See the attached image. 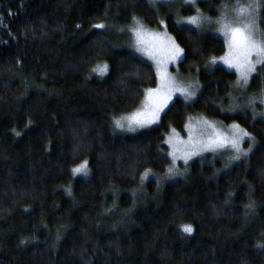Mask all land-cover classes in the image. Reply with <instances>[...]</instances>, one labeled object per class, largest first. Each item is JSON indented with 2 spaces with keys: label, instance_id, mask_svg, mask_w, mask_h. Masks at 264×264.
I'll return each instance as SVG.
<instances>
[{
  "label": "trees",
  "instance_id": "trees-1",
  "mask_svg": "<svg viewBox=\"0 0 264 264\" xmlns=\"http://www.w3.org/2000/svg\"><path fill=\"white\" fill-rule=\"evenodd\" d=\"M197 5L214 15L218 0ZM164 11L148 0H0V264H264V118L226 111L233 71L200 72L197 97H175L147 130L112 126L156 73L92 25L137 16L154 27ZM164 15L181 72L225 51L222 37ZM104 63L103 77L91 71ZM194 114L235 122L251 152L232 165L207 153L181 179L143 182L145 170L165 171V135ZM85 161L88 174L74 177Z\"/></svg>",
  "mask_w": 264,
  "mask_h": 264
},
{
  "label": "snow or ice",
  "instance_id": "snow-or-ice-1",
  "mask_svg": "<svg viewBox=\"0 0 264 264\" xmlns=\"http://www.w3.org/2000/svg\"><path fill=\"white\" fill-rule=\"evenodd\" d=\"M152 2V0H150ZM188 4H195L196 0H186ZM229 6L225 5V13L220 24L221 34L226 37L228 53L221 58V62L228 69H234L238 75V84L247 85L252 73L256 71L257 65L264 67V32L260 31L257 26V18L261 12H264V0H236L228 11ZM135 21V18H134ZM200 15L188 17L186 20H177V24H188L195 28H200L203 23ZM2 24V20H0ZM79 27V25L77 26ZM97 29H104L106 25L96 24ZM132 33L135 37L136 51L147 56L155 63V73L157 79V87L145 89L143 92L144 99L141 106L135 112L121 117L114 121V127L120 130L135 132L139 129L148 128L159 122L161 113L169 106L173 96L177 93L182 96L185 102L191 100L199 89L197 84H182L172 77L168 72L165 62L157 59L159 51H165L167 55V63L181 61L184 57V49H182L175 41L166 34L148 33L139 22L134 23ZM211 63L216 64L213 59ZM93 73L103 77L109 71L107 63L97 65L91 70ZM264 102V101H262ZM254 103V101H253ZM264 115V114H262ZM203 127L197 129L199 139L192 140L190 147L183 153V159L187 163L188 159L193 155H198L200 151H215L219 148H228L234 153L232 160H239L241 156H247L251 152L244 151L241 144L245 139H253L250 134L239 125H232L230 134L225 135L215 129V126L208 121L202 122ZM186 127H188L186 125ZM175 133V129H173ZM19 136L20 133L16 132ZM173 144L172 139L168 141ZM178 143H183L182 141ZM176 159L175 151L169 153ZM88 162L72 168L73 176L79 174L87 175ZM170 173L173 169L168 170ZM148 173L145 174L147 176ZM144 177H142L143 179ZM182 233L191 235L194 231L191 225H183L180 229ZM23 243V241H22ZM264 248V244L258 245Z\"/></svg>",
  "mask_w": 264,
  "mask_h": 264
},
{
  "label": "rangeland",
  "instance_id": "rangeland-1",
  "mask_svg": "<svg viewBox=\"0 0 264 264\" xmlns=\"http://www.w3.org/2000/svg\"><path fill=\"white\" fill-rule=\"evenodd\" d=\"M148 1L150 2V0H148ZM198 1L199 0H196V3L194 5L186 3V0H152V2H150L153 5H159V4L164 5V7H165L164 12H169L173 16L176 23H177V20L184 21L188 17L200 15L204 21L200 28H195L191 25L183 24V23H181L179 25H184V26H189V27L195 28L196 30H198L202 34L218 35V36L222 37L223 40L225 41V51L224 52L217 54V55H211L202 66H200L197 70H195L194 72H191V73L190 72L186 73L183 71L181 72V70L179 69V66H178L179 61L174 62V63H167V55H166L165 51H159L158 52L157 59L165 62V66L167 67L168 72L170 73V75L172 77H175L179 83L199 85V89L196 92L195 96L187 102L193 101L197 97V95L199 94V92L203 86V83L201 82V80L199 78L200 72L209 71L218 65H221V66L227 68L226 65H224L221 62V58L224 57L228 53V47L226 44V37L221 34L220 24L223 22L222 17L224 16V13H225V5L229 6L228 11L230 13L231 7L236 3V0H218V5H217V8L215 9L216 10L215 14L210 15L205 10H203L201 7H199L197 5ZM242 2L246 3L247 0H242ZM185 6L193 7L194 11L191 13H183L182 8ZM164 12H162L163 14H159L156 26H154V27L146 25L141 20L140 17L134 16V17H132L131 21L126 23V24L113 25V24H108V23L101 21V22L94 23L92 25V28H95L94 25H96V24L106 25V27L104 29H99V30L109 31L110 40L116 49H126L128 51H131V52L137 54L138 56H140L144 60L150 62L155 69V63L153 60L149 59L147 56L142 55L141 53L136 51V42H135V37L132 33V28L134 27L135 22H139V24H141L143 26V28L145 29L146 32L158 33L161 35L166 34L168 37H171L175 41L176 44H178L176 42V40L174 39V37L170 33H168L167 30L165 29L166 17L164 15ZM134 18H135V21H134ZM257 26H258V29L260 31L264 32V21L261 17V13L259 14V16L257 18ZM95 29H97V28H95ZM213 59L216 60V64H214V65L211 63V61ZM99 65H103V64H99ZM228 70H231L235 73V78H234L232 85L230 87V90L227 94L228 105H227L226 111H228L229 113L249 112L254 118H264V115H262V114H264V102H262V101H264V67L257 65L256 71L254 73H252V76L249 78L247 85L238 84L239 77L236 74L235 70L234 69H228ZM256 74H259V81L256 85L253 84L252 86H250L251 79ZM155 87H157V81H156V84L154 86L149 87V88H155ZM175 97H180V98L184 99L178 93L173 96V99ZM143 99H144V96L142 97L141 102L143 101ZM253 101H254V103H253ZM141 102L133 110H131L129 112H122L121 115H118L116 118H114L111 122L112 126L114 127V121L115 120H118L121 117L127 116V115L135 112L136 110H138L141 106ZM170 102H169V104H170ZM203 121H208L209 123H211L212 125L215 126V129L217 131H219L225 135L230 134L231 126L236 124L235 122H230L229 124H227L221 120L210 119V118H207L203 114H194V115L189 116V118H188V120L184 126V132L183 133L179 132L176 129H175V133H173V128H172L165 135L164 143L167 145V156L169 158V164L164 171L165 173L153 171L151 169H147L141 175V179H142V177H144L142 179V181L147 182L149 180H153L158 186H162L163 184H165L169 181L181 179L187 174V171L190 169L192 161H194L195 159L200 158V157L202 158L207 153H211L215 156L216 155L217 156H223V158L225 159V162L227 164H231L230 162L235 163V162L239 161L240 159L239 160H232L231 157L234 155V153L231 151V149L219 148L215 151H211V150L200 151L198 155L191 156V158L188 159L187 163H185V161L183 159V153L187 148L190 147V143L192 140L199 139L197 129L199 127H203V124H202ZM156 124H153L148 128L139 129L135 132L120 130V129H116L115 127H114V129L116 130V133L119 135L129 136V135H134V134H137L141 131L147 130V129L155 126ZM186 125L188 127H186ZM170 138L172 139L173 144L168 143ZM180 141H182L183 143H178ZM243 144L244 143L241 144V148H242ZM174 151L176 154L175 161H173V157L171 155H169V153L174 152ZM244 151H248V148L244 149ZM83 163L84 162L79 163L78 165H76V167L83 164ZM170 168L173 169L172 173H170L168 171ZM87 172H88V167H87ZM146 173H148L147 176H145ZM163 173L165 174V176H163ZM79 176H83V174H79Z\"/></svg>",
  "mask_w": 264,
  "mask_h": 264
},
{
  "label": "bare ground",
  "instance_id": "bare-ground-1",
  "mask_svg": "<svg viewBox=\"0 0 264 264\" xmlns=\"http://www.w3.org/2000/svg\"><path fill=\"white\" fill-rule=\"evenodd\" d=\"M251 146V145H250ZM231 152V151H230ZM76 167V166H75Z\"/></svg>",
  "mask_w": 264,
  "mask_h": 264
}]
</instances>
